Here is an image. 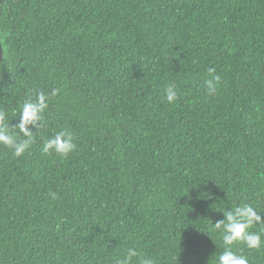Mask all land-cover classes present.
<instances>
[{"label":"trees","instance_id":"trees-1","mask_svg":"<svg viewBox=\"0 0 264 264\" xmlns=\"http://www.w3.org/2000/svg\"><path fill=\"white\" fill-rule=\"evenodd\" d=\"M0 45L10 126L57 90L24 154L0 145V264H217L223 211L264 212V0H0Z\"/></svg>","mask_w":264,"mask_h":264},{"label":"clouds","instance_id":"clouds-1","mask_svg":"<svg viewBox=\"0 0 264 264\" xmlns=\"http://www.w3.org/2000/svg\"><path fill=\"white\" fill-rule=\"evenodd\" d=\"M208 72L214 73L215 69L209 68ZM220 79L216 75L206 82L209 96L216 92ZM56 91L53 90L51 94L43 91L36 92L34 94L35 99L25 100L20 109L18 123L14 126L9 125L6 113L0 110V145L12 149L16 156L24 154L34 142L33 129L39 128L45 122L44 114L48 107L50 95H55ZM165 97L169 103L177 99L178 93L174 84H170L165 89ZM13 128L17 129L18 132L13 131ZM19 134H22L23 139L19 138ZM75 148L72 133L64 129L47 139L42 146V151L45 154L54 152L66 156ZM261 213L264 212L251 203H241L223 211V218L214 224L216 229L222 230L224 244V250L220 253L217 264H249L248 258L234 250L233 246L241 242L250 249L260 248L264 245L261 233L251 231L255 224L264 225V217ZM138 255L139 252L136 249L129 248L118 264H131L132 259ZM139 264H156V261L150 257L142 256Z\"/></svg>","mask_w":264,"mask_h":264},{"label":"water","instance_id":"water-1","mask_svg":"<svg viewBox=\"0 0 264 264\" xmlns=\"http://www.w3.org/2000/svg\"><path fill=\"white\" fill-rule=\"evenodd\" d=\"M0 55H1V45H0Z\"/></svg>","mask_w":264,"mask_h":264}]
</instances>
